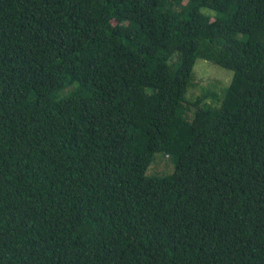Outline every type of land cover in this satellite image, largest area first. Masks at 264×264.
I'll return each mask as SVG.
<instances>
[{
  "label": "trees",
  "instance_id": "1",
  "mask_svg": "<svg viewBox=\"0 0 264 264\" xmlns=\"http://www.w3.org/2000/svg\"><path fill=\"white\" fill-rule=\"evenodd\" d=\"M0 264H264V0H0Z\"/></svg>",
  "mask_w": 264,
  "mask_h": 264
},
{
  "label": "rangeland",
  "instance_id": "2",
  "mask_svg": "<svg viewBox=\"0 0 264 264\" xmlns=\"http://www.w3.org/2000/svg\"><path fill=\"white\" fill-rule=\"evenodd\" d=\"M210 15L212 11L202 10ZM233 72L203 59H196L189 86L185 92V99L194 102L205 95L203 105L218 107L225 98ZM175 172L172 159L164 154H158L148 170V176L164 177Z\"/></svg>",
  "mask_w": 264,
  "mask_h": 264
}]
</instances>
